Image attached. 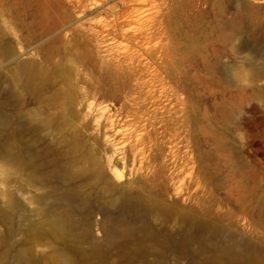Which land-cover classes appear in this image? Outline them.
<instances>
[{
    "label": "rangeland",
    "instance_id": "374dc122",
    "mask_svg": "<svg viewBox=\"0 0 264 264\" xmlns=\"http://www.w3.org/2000/svg\"><path fill=\"white\" fill-rule=\"evenodd\" d=\"M9 1L0 0V25L11 35L7 39L14 47L22 50L17 58L38 60L39 55L34 51L38 39L16 29L15 24L21 21L18 19L21 4L17 0ZM97 1L84 0L81 8L84 11L77 10L82 16L78 23L90 21L94 23L91 26L99 29L113 18L111 6L118 5L119 9L132 6L136 17H133L136 21L125 24L122 30L139 26L141 21L163 27V34L166 26L170 29L169 33L160 35L169 46L168 61L154 63L156 68L147 69L146 59L140 58L141 64H146L143 76L125 81L123 87L124 92L129 87L135 92L126 100L127 105L135 101L149 114L156 115L153 127L162 136L164 153L155 181L143 184L174 209L162 217L142 203L109 207L105 209L107 226L119 221L140 225L142 220L146 229L166 234L163 242L161 239L151 242L148 253L134 254L130 249L131 256L148 264H200L201 258L211 254L198 249L211 241L232 252H253L258 244L264 245V0H248L257 19L245 15L242 0ZM11 4L20 10L7 17V7ZM162 11L166 14L164 18L160 15ZM154 12L158 14L155 16ZM151 18H154L152 22ZM125 42L123 38L98 37L93 44L94 54L109 59L117 49L122 50ZM12 64L9 61L7 67ZM5 65L0 62V71L6 70L2 68ZM87 73L90 72L80 70L85 79L98 86L99 69L91 72L92 76ZM61 86L51 83L40 94L27 97L11 92L7 85L4 111L7 125L0 128V235L4 236L7 248L2 264H18L20 257L19 264H45L42 257L49 247H63L75 255L76 249L86 248L91 242L100 245L103 264H113L115 259L117 249L102 233L105 225L97 224L101 213L86 214L87 207L95 204L96 199L85 205L77 203V194L93 191L89 180H75L80 187L76 193L70 191L74 182L65 178L62 166L71 153L57 142L53 126L32 123L27 129L19 126L24 111L36 110L42 116L50 114L53 108L44 96ZM91 94L85 96L86 103L97 111L105 108L106 115L97 113L89 119L90 123L99 120L100 126L89 130L87 145L95 147L106 174L119 185L130 168L132 151L126 145L132 143L128 136L133 125L117 101L99 93ZM5 147L18 163V170L7 177L3 171L9 164L1 156ZM28 159L32 162L31 172L35 169L34 185L28 184L24 177ZM64 205L74 212L75 223L69 224L60 215ZM37 207L39 212L35 211ZM178 209L191 212L210 231L190 241L189 247L184 246L181 251H175L178 231L185 227L204 231L193 226L199 224L197 221L195 224L181 220ZM84 214L88 221L83 219ZM86 222L90 223L87 231ZM61 226L67 233L60 238L53 228ZM132 245L133 240L124 243L125 247ZM190 259L193 261L189 262ZM239 260L230 264H245ZM258 264H264V256Z\"/></svg>",
    "mask_w": 264,
    "mask_h": 264
},
{
    "label": "bare ground",
    "instance_id": "6f19581e",
    "mask_svg": "<svg viewBox=\"0 0 264 264\" xmlns=\"http://www.w3.org/2000/svg\"><path fill=\"white\" fill-rule=\"evenodd\" d=\"M17 1L21 4V18H18L21 21L17 23L14 20L17 23L15 25L18 26L16 29L19 30L20 28L26 36L38 39L36 41L34 38L36 41L34 51L39 55V59L17 58L22 50L14 47L7 39L9 32L0 25V62L6 64L2 66L6 70L0 71V128L7 125L4 117V111L7 108V85L10 86L11 92L18 96L33 97L43 92L48 84L61 83L60 88L44 96V100L52 106L53 111L44 116L38 114L36 110L24 111L23 120L19 126L21 129H27L29 123L39 126H53L56 131L57 142L71 153L66 164L62 166L65 178L72 180V183L74 182L70 187V191L76 193L80 185L75 180L82 178L88 179L89 187L93 189L92 192L84 190L82 193L77 194V203L85 205L91 199H96L95 204L87 207L86 214L91 212L101 213V219L97 224L101 225L103 223L105 225L102 233L106 239L112 240L117 249L115 259L112 261L113 264H148L140 258V260H136L135 256H131L130 249L134 254L148 253L147 248L151 245V242L155 239H161L160 241L163 242L166 234L150 228V230L146 229L148 227L142 224V220L139 222L140 225L119 221L108 227L106 223L108 217L105 214V209L116 206L132 207L142 203L145 207L154 211L155 214L162 215V217L174 209V206L167 204L160 194L151 193L143 184L149 182L148 180H151V183L155 181L156 175L159 174L162 154L164 153L162 136H159L157 130L153 127V119L156 115L154 113L149 114L135 101L132 105H127L126 100H130L129 97H133L135 92L134 88L131 87L124 92L123 87L125 81L140 78V75L143 76L142 72L146 70L144 69L146 64L142 65L140 58L146 59V63L149 64L147 69L149 67L156 68L154 63L163 64L168 61L169 46L167 47V44H164L165 40H163L164 43L162 42L161 38L163 36L160 35H164L170 29L166 26L163 34V31L161 32L163 27L156 26L157 24L155 25L152 22V19L155 18L153 16L154 18L149 20L152 22L150 25H148L149 23L146 25L141 21L138 23L139 26L122 30L121 28L125 24L136 21L134 19L136 17L132 14V6L119 9L118 5H112L113 18L110 22L107 21L102 24L99 29H95L91 26L94 23L90 21L77 22L82 17L81 14L77 13V10L84 11V9H81L84 7V0H69V2L66 0ZM10 2L12 3L14 0L7 3ZM242 6L248 18H258L248 0H242ZM18 7L20 6L18 5ZM7 8V17L15 14L16 8L13 4ZM156 13L158 14V12ZM156 13L154 12L155 16ZM160 15L164 18L166 14L162 11ZM13 17L15 16L13 15ZM146 19L148 20V17ZM262 22L264 23V20ZM104 36H110L114 39L123 38L126 41L124 44L122 43V50L117 49L116 53L109 59L96 57L94 54L96 49L93 44L97 42L98 37L103 38ZM166 37L167 35H165ZM9 61L13 64L7 67ZM97 69H99L100 78L98 86L92 85V81L89 82L83 74H80V70L82 73L88 71L91 73ZM90 73H87L88 76ZM74 77L75 81L72 80ZM91 93H99L100 96L106 99L117 101L123 112L130 116V122L133 125V130L128 136L132 143L127 141L129 144L126 145L129 147L128 150L132 151L130 152L132 153L130 168H127L124 172V180L119 185H116L106 174L102 166V158L98 157L95 147L87 145L90 137L89 130L91 128L97 130L100 126L99 120H93L90 123L89 119L98 114L100 116L106 115L105 108L97 111L93 105L86 103L85 96L88 98L89 95H93ZM163 125H165L164 122ZM1 156L9 164L3 171L5 177L18 170L17 160L13 155L10 156L7 153V147H5L4 154ZM7 157L9 158L7 159ZM25 167L27 168L24 173L25 180L29 181L28 184L30 185L36 184L37 180L33 176L35 169L31 172L32 162L29 159L25 163ZM35 211L39 212L40 208H35ZM177 211L181 220L190 223L197 221L199 224L193 226H197L204 233L186 227L184 230L178 231L179 237L175 245V251L178 249V251L184 250V246L187 249L190 241L203 237L207 233L210 234L209 229H205L207 226L203 225L204 223L198 217L193 216L191 212L185 209H178ZM59 213L69 224L77 221L74 212L68 208V205H64ZM85 218L84 214L83 219ZM86 221H88L87 218ZM89 224L87 222L86 225L84 224L85 231L89 228ZM53 231L60 238L67 233L66 228L62 226L56 229L53 228ZM129 240H133L131 248L124 246V243ZM225 247L217 246L214 241L200 246L199 252L204 250L211 254L207 258L206 256L201 258L200 264H210L211 262H214V264H230L239 259L245 264H258L264 256V245L262 244H258L253 252H243L241 250L232 252V250ZM6 253L5 239L1 234L0 264L3 263ZM75 255L67 253L63 247H49L44 253L42 261L45 264H103V255L97 242H91L86 248L76 249ZM21 260L20 257L18 264ZM192 261L189 260V262Z\"/></svg>",
    "mask_w": 264,
    "mask_h": 264
}]
</instances>
